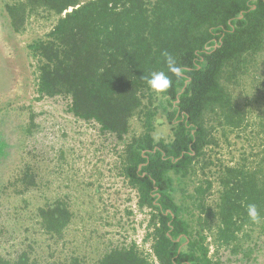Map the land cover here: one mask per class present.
<instances>
[{"label": "trees", "instance_id": "obj_1", "mask_svg": "<svg viewBox=\"0 0 264 264\" xmlns=\"http://www.w3.org/2000/svg\"><path fill=\"white\" fill-rule=\"evenodd\" d=\"M3 8L14 34L33 17L56 18L27 45L37 100L66 99L75 119L123 142L119 173L147 219L140 244L111 247L93 263L77 255L43 262L29 244L14 257L0 254V264H219V248L244 252L245 231L264 230V219L253 223L246 212L255 204L264 217V0H5ZM162 53L174 57L179 76L167 72ZM161 70L171 85L157 95L146 78ZM160 121L169 134L157 139ZM248 129L250 157L244 151L228 165L211 156ZM38 186L25 164L0 191ZM33 216L55 246L75 219L68 197Z\"/></svg>", "mask_w": 264, "mask_h": 264}, {"label": "rangeland", "instance_id": "obj_2", "mask_svg": "<svg viewBox=\"0 0 264 264\" xmlns=\"http://www.w3.org/2000/svg\"><path fill=\"white\" fill-rule=\"evenodd\" d=\"M4 1L0 0V141L7 157L0 160V189L12 182L25 164L34 166L39 186L23 195L14 194V187L0 191V254L14 257L32 244L43 262L77 255L93 263L111 247L132 240L140 244L147 213L138 212L136 194L120 176L123 142L100 134L93 123L75 119L67 112L66 99L37 100L35 62L27 45L43 38L56 18L33 17L24 33L14 34ZM254 99L249 96L244 102L252 106L249 101L254 103ZM254 105L250 118L257 121L259 110ZM133 129L135 134L141 131L135 121ZM250 131L239 133L240 139L231 135V145L222 142L211 156L228 165L239 160L244 151L250 157ZM168 134V127L160 121L156 138ZM216 190L217 184L213 199ZM59 197H68L75 219L65 243L55 246L40 233L33 214ZM244 234L249 235L241 236L244 252L233 255L231 249L219 248L215 258L219 264H264V230L257 226ZM248 249L249 255H244ZM214 253L211 246L210 254Z\"/></svg>", "mask_w": 264, "mask_h": 264}, {"label": "clouds", "instance_id": "obj_3", "mask_svg": "<svg viewBox=\"0 0 264 264\" xmlns=\"http://www.w3.org/2000/svg\"><path fill=\"white\" fill-rule=\"evenodd\" d=\"M162 55L165 57L167 72L172 75L179 76L182 70L177 65L174 57L168 53H162ZM146 84L151 92L160 95L168 90L171 85V79L165 71H155L146 78ZM246 212L248 219L253 223H259L262 219H264V217L260 216L255 204L247 205Z\"/></svg>", "mask_w": 264, "mask_h": 264}, {"label": "water", "instance_id": "obj_4", "mask_svg": "<svg viewBox=\"0 0 264 264\" xmlns=\"http://www.w3.org/2000/svg\"><path fill=\"white\" fill-rule=\"evenodd\" d=\"M71 11V10H70Z\"/></svg>", "mask_w": 264, "mask_h": 264}]
</instances>
